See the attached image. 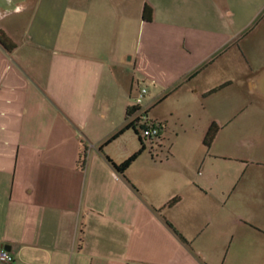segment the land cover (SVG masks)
I'll return each instance as SVG.
<instances>
[{"label":"crops","instance_id":"1","mask_svg":"<svg viewBox=\"0 0 264 264\" xmlns=\"http://www.w3.org/2000/svg\"><path fill=\"white\" fill-rule=\"evenodd\" d=\"M210 1L227 24L170 26L167 0H0L13 46L0 45V247L11 264H264V17L237 26L232 3L248 0ZM167 26L195 38L192 63L170 79L141 75L136 35ZM142 87L136 130L153 122L159 135L119 175L113 164L140 144L125 148L129 130L105 142ZM167 97L183 110H151Z\"/></svg>","mask_w":264,"mask_h":264},{"label":"rangeland","instance_id":"2","mask_svg":"<svg viewBox=\"0 0 264 264\" xmlns=\"http://www.w3.org/2000/svg\"><path fill=\"white\" fill-rule=\"evenodd\" d=\"M249 1L251 0H248L247 3L240 4V6L238 2L232 3L231 10L232 13L237 16V20H233L236 18H232L231 21H236L237 26H240L242 22L247 21L246 26L251 29L253 26L257 25L260 22L262 17H264V3H260L259 1ZM161 7L162 8H160V10L165 11V19H162V21L170 26L175 25V23H177V25L196 24L207 27V24H209L212 26L220 27L228 23V18L223 17L221 7H217L210 0H167V3L163 4ZM239 7H241L240 11ZM236 24L234 22V26ZM152 26L154 27V24L149 25V27L151 28ZM170 26L166 27V32H172V34H167L166 36L159 35L153 29H150L149 34L144 31L138 36L136 35V45L134 49H136L137 55L139 57V63L136 66V71L139 72L141 75L145 73V75H152L157 77L158 79H161V77H166V79H170V76L176 75L177 73H181L185 69L186 64L192 63L195 54L189 55L188 53H186V51L187 49H191L190 44L194 41L195 38H192L189 33L186 36L185 34L182 36H176L175 33H173L174 30L170 29ZM183 37H186L185 43L184 41L182 42ZM176 43L177 45L179 44L181 48L185 49L183 50L180 48L181 52L185 53L184 55H182L183 57L181 58L179 57L176 48L174 49V47L171 46ZM182 44L185 46V48L182 46ZM203 46L204 48L209 47L207 41H204ZM202 52L203 51H198L199 54H201ZM153 60L160 61L169 65L170 70H168V68H165L164 73L159 74L156 70L149 66V63H154ZM176 60L179 61V63H175ZM173 64L175 65L173 66ZM168 92H166L162 97H166ZM136 94L134 93L133 98L131 99L134 100ZM131 99L129 101H131ZM162 101H164L163 104H157L151 110H183L176 106L175 100H173V98L167 97L165 100ZM132 133L133 131L129 130V135H127V139H124V142L127 143L125 148L134 153L139 141H137V138L134 137ZM130 136L132 138V141ZM117 156L119 159L122 158L124 154H118Z\"/></svg>","mask_w":264,"mask_h":264},{"label":"trees","instance_id":"3","mask_svg":"<svg viewBox=\"0 0 264 264\" xmlns=\"http://www.w3.org/2000/svg\"><path fill=\"white\" fill-rule=\"evenodd\" d=\"M142 19L144 21H146V22H150L151 9L149 7H147V6H145L144 9H143ZM0 45L7 51H9L13 47V46H11V44H10L9 40L6 38V36H4L1 33H0ZM142 88H144V87H142ZM140 89L141 88H139L137 91H139ZM216 91L217 90H214V91L210 92V94H213ZM145 94H146V89H145ZM145 94H144V96H145ZM134 99H135V97H134ZM139 110H141V105H136L135 101L133 99H131V101H129V105L126 108L125 117H124V125L105 142V144H107V143L113 141L114 139H116L118 136H120L123 132H125L127 130H132L138 136V141H139V144H140V148L138 149V151L136 153H134L133 155H131L129 158H127L122 163H120L118 165L113 164L114 171L117 174H119V175H123V173L137 159V157L143 153V151L145 149L143 142L145 141V139H150V138H145L143 136L140 137L138 135L137 130H136L137 126L139 125V122L141 121L140 116H137ZM145 127H151V128L154 127V128H156L158 130V134L155 137H158L159 130H160V126L159 125L155 126V123L147 122V123L143 124L142 131H143V128H145ZM217 131H218V127L216 125H211L207 129V131L205 133V136H204V145L205 146H209L212 143ZM176 202H177V200H175V199L171 200L170 202H168L166 204V208L172 207ZM176 235L178 237H180L178 234H176Z\"/></svg>","mask_w":264,"mask_h":264},{"label":"built area","instance_id":"4","mask_svg":"<svg viewBox=\"0 0 264 264\" xmlns=\"http://www.w3.org/2000/svg\"><path fill=\"white\" fill-rule=\"evenodd\" d=\"M145 89L141 88L139 91H137V94L135 95V104L141 105L142 100L144 98ZM158 130L156 128L151 127H145L142 131V136L145 138H152L157 136ZM13 261V258L11 254L5 250L3 247H0V264H11Z\"/></svg>","mask_w":264,"mask_h":264},{"label":"water","instance_id":"5","mask_svg":"<svg viewBox=\"0 0 264 264\" xmlns=\"http://www.w3.org/2000/svg\"><path fill=\"white\" fill-rule=\"evenodd\" d=\"M4 249L8 251V248L7 247H4Z\"/></svg>","mask_w":264,"mask_h":264}]
</instances>
